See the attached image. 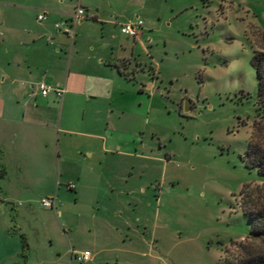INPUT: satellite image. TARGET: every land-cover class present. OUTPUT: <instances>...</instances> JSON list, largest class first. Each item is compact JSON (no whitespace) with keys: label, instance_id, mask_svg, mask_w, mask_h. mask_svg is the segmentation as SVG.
Instances as JSON below:
<instances>
[{"label":"rangeland","instance_id":"374dc122","mask_svg":"<svg viewBox=\"0 0 264 264\" xmlns=\"http://www.w3.org/2000/svg\"><path fill=\"white\" fill-rule=\"evenodd\" d=\"M49 2L36 0L34 15ZM84 3L104 22H143L118 45L139 61L122 62L132 78L114 90L126 154L112 157L98 196L92 185L81 196L61 190L47 209L30 169L0 151V264H81L70 251L84 250L83 264H226L251 229L244 198L264 205V175L244 160L264 0H63L59 12Z\"/></svg>","mask_w":264,"mask_h":264},{"label":"crops","instance_id":"0c3cea01","mask_svg":"<svg viewBox=\"0 0 264 264\" xmlns=\"http://www.w3.org/2000/svg\"><path fill=\"white\" fill-rule=\"evenodd\" d=\"M35 2L0 0V151L21 159L18 170L30 169L42 197L55 200L61 190L81 196L91 185L98 196L102 180L110 185L112 157L126 154L117 139L127 135L114 123L124 112L113 104L115 87L132 78L122 62L138 61L120 56L118 45L122 37L133 39L121 33L122 25L99 20L87 3L80 7L90 19L85 26L86 20L78 22L70 37L63 32L70 27L63 22L67 15L59 12L63 0L40 6L47 13L43 22L40 12L34 15ZM40 82L63 89L62 98L41 96Z\"/></svg>","mask_w":264,"mask_h":264},{"label":"trees","instance_id":"16d2710c","mask_svg":"<svg viewBox=\"0 0 264 264\" xmlns=\"http://www.w3.org/2000/svg\"><path fill=\"white\" fill-rule=\"evenodd\" d=\"M250 64L258 89L252 132L244 160L248 167L264 175V48L254 52ZM243 205L250 217L251 229L245 239L235 243L233 251H227L226 264H264V205L254 207L249 193Z\"/></svg>","mask_w":264,"mask_h":264},{"label":"built area","instance_id":"2783aa9c","mask_svg":"<svg viewBox=\"0 0 264 264\" xmlns=\"http://www.w3.org/2000/svg\"><path fill=\"white\" fill-rule=\"evenodd\" d=\"M84 15H85L84 9L78 8L75 10L73 14L65 16L63 22L68 23L70 27L69 30L64 29L63 32L73 36L72 31L74 26L76 25V23L82 21V17ZM46 19H47V13L45 12H40L37 15V21L39 22H43ZM142 26H143V22L139 19H136L133 22L122 25L121 33L129 39L135 40L138 37ZM56 28L60 30V25H56ZM36 91L39 92L41 96H47L53 94L58 99H61L64 94L63 89L53 87L44 82H40L37 84ZM68 188L72 189L73 185L69 184ZM40 205L43 208L52 209L55 207V200L53 197L45 196L40 199ZM70 256L71 258H74L77 262L83 264L90 260L91 254L89 251H83V252L70 251Z\"/></svg>","mask_w":264,"mask_h":264}]
</instances>
